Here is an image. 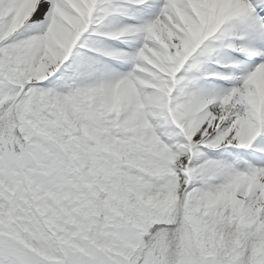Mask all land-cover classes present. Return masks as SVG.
Here are the masks:
<instances>
[{
    "label": "snow or ice",
    "instance_id": "obj_1",
    "mask_svg": "<svg viewBox=\"0 0 264 264\" xmlns=\"http://www.w3.org/2000/svg\"><path fill=\"white\" fill-rule=\"evenodd\" d=\"M0 264H264V0H0Z\"/></svg>",
    "mask_w": 264,
    "mask_h": 264
}]
</instances>
